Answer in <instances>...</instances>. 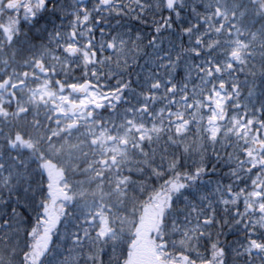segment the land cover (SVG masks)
Segmentation results:
<instances>
[{"label":"snow or ice","instance_id":"6c2138e0","mask_svg":"<svg viewBox=\"0 0 264 264\" xmlns=\"http://www.w3.org/2000/svg\"><path fill=\"white\" fill-rule=\"evenodd\" d=\"M0 125V264H264V0H0Z\"/></svg>","mask_w":264,"mask_h":264},{"label":"trees","instance_id":"16d2710c","mask_svg":"<svg viewBox=\"0 0 264 264\" xmlns=\"http://www.w3.org/2000/svg\"><path fill=\"white\" fill-rule=\"evenodd\" d=\"M0 127H3V125H0ZM20 127L26 129L27 131L32 132L33 135L37 136V137L43 132V128L42 127L33 129L30 126L26 125L23 119H21V121H20Z\"/></svg>","mask_w":264,"mask_h":264}]
</instances>
